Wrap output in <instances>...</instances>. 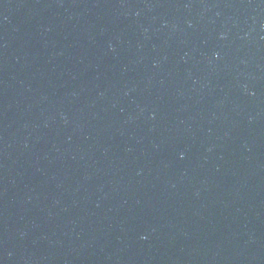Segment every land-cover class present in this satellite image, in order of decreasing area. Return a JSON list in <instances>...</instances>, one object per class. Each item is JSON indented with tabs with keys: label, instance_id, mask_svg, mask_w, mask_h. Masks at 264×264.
<instances>
[{
	"label": "water",
	"instance_id": "water-1",
	"mask_svg": "<svg viewBox=\"0 0 264 264\" xmlns=\"http://www.w3.org/2000/svg\"><path fill=\"white\" fill-rule=\"evenodd\" d=\"M0 264H264V0H0Z\"/></svg>",
	"mask_w": 264,
	"mask_h": 264
}]
</instances>
